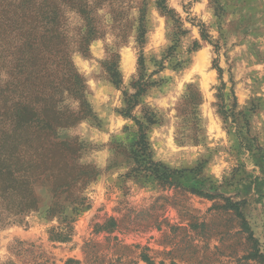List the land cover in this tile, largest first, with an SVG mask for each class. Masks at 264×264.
I'll use <instances>...</instances> for the list:
<instances>
[{"label": "rangeland", "instance_id": "374dc122", "mask_svg": "<svg viewBox=\"0 0 264 264\" xmlns=\"http://www.w3.org/2000/svg\"><path fill=\"white\" fill-rule=\"evenodd\" d=\"M0 155V264H264V0H0Z\"/></svg>", "mask_w": 264, "mask_h": 264}, {"label": "trees", "instance_id": "16d2710c", "mask_svg": "<svg viewBox=\"0 0 264 264\" xmlns=\"http://www.w3.org/2000/svg\"><path fill=\"white\" fill-rule=\"evenodd\" d=\"M139 64L142 65L143 64V60L142 58L139 60ZM154 82H147V81H144V83H141L137 88V91L136 93L133 95V100L131 99H127V104L129 107H132L135 102H136V98L142 94V92H144L145 88L148 86V85H153ZM126 114H128V112H126ZM24 120V119H23ZM139 127H140V133L142 135V137H144V129H143V125L142 124H139ZM1 156V155H0ZM3 159H6L4 156H2ZM42 157L43 158V163L47 162L48 159H49V156L46 154V155H43ZM4 161L0 160V183L3 184L5 186L4 189H10V188H21L22 190H24V192L26 191V194H27V191H28V196L30 197H33V193H32V190H31V185H33V183H27L28 180H27V177L24 176V175H19V176H16V171L15 169L13 170H9V168L7 167H4L2 165H4ZM22 172L27 173V175L30 174V170L29 169H26V170H21ZM48 173H50L48 167H44V170L42 171V175L44 174L45 176L48 175ZM14 175V179H12V176ZM22 197V196H21ZM21 201L23 202V206H25L24 208H26L25 210H30L33 208V206H35V203L33 202V199L32 201H30L31 203H27V199L25 196L22 197Z\"/></svg>", "mask_w": 264, "mask_h": 264}, {"label": "bare ground", "instance_id": "6f19581e", "mask_svg": "<svg viewBox=\"0 0 264 264\" xmlns=\"http://www.w3.org/2000/svg\"><path fill=\"white\" fill-rule=\"evenodd\" d=\"M197 55H198V56H197V58H198V57H200V56L202 55V53H198ZM195 61H196V60H195Z\"/></svg>", "mask_w": 264, "mask_h": 264}]
</instances>
